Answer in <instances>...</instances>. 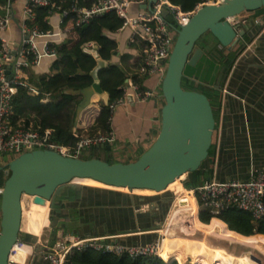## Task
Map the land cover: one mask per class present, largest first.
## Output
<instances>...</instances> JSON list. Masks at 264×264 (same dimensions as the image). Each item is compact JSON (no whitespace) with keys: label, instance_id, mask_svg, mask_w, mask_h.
Segmentation results:
<instances>
[{"label":"crops","instance_id":"crops-1","mask_svg":"<svg viewBox=\"0 0 264 264\" xmlns=\"http://www.w3.org/2000/svg\"><path fill=\"white\" fill-rule=\"evenodd\" d=\"M148 1L134 4L131 13L148 10ZM23 3L22 0H15V19L11 28L3 34L14 41V58L22 34L20 18ZM240 19V29H245L246 35L232 51L222 47L211 33H207L206 39L198 42V46L204 49L202 57L196 64L188 63L184 69L183 85L188 89L206 93L216 109L217 124L213 144L201 168L186 174L163 191L131 190L87 178L76 179L61 186L56 196L48 201L49 218L58 219L56 234L94 237L123 245L152 243L161 237V230L167 224L169 225L164 230L168 232L173 221L174 207L179 201L178 198L174 200V194L179 195L185 187L193 188L209 179L246 181L251 178L254 169L264 168V9L246 12L240 15ZM62 20L63 15L59 12H53L49 17L50 30L61 31L60 40L55 44L70 34V22L67 29L63 30ZM32 24H36L35 21ZM107 33L115 38L118 48L110 59H99L98 66L107 67L111 63H121L122 55L128 53L130 73L140 65L142 70L143 50L131 45L130 29L122 27ZM93 54L97 56L98 52ZM54 60L55 58H45L39 65L26 68L23 74L27 82L29 69L35 74L47 72ZM99 70L96 67L92 72L94 83L88 87L93 88V91L89 96L83 95L77 109L75 130L83 136H90L87 134L89 126L95 121L102 104H107L110 100L108 92L102 86ZM147 74L143 86L145 90H153L155 94L138 98L132 87L133 77L130 76L126 79L125 87L129 94H133L134 101L128 98L125 103L118 104L112 113V133L116 138L110 143V149L116 162H130L139 158L151 147L160 132L162 107L165 104L162 94L163 78L161 75ZM47 101L48 99H44V102ZM23 204L21 240L31 234L34 249L38 244L45 248H49V245L53 247L55 241H50V238L42 240L44 230L29 221V212L33 205L44 202L38 197L29 196L24 197ZM176 217L173 226H170L173 230L170 236L172 238L201 240L212 236L207 234H213L198 225L194 212L189 216ZM46 227L48 226L43 228ZM164 230L162 231L165 232ZM56 237L57 241L58 235ZM20 248L27 253L31 250L28 246ZM189 259L192 258L189 257L185 262L190 261ZM32 264L47 263L36 255Z\"/></svg>","mask_w":264,"mask_h":264},{"label":"water","instance_id":"water-1","mask_svg":"<svg viewBox=\"0 0 264 264\" xmlns=\"http://www.w3.org/2000/svg\"><path fill=\"white\" fill-rule=\"evenodd\" d=\"M154 2L149 0L146 7L152 9ZM262 8L264 0H222L204 4L188 24L178 29L162 80L165 104L161 129L151 147L136 160L110 163L100 158L84 159L63 154L56 149H33L11 159L4 167L9 176L0 192V264H9L13 250L24 244L20 234L25 195L51 201L61 186L80 178L131 190L163 191L186 174L198 171L209 156L217 119L206 93L184 88V69L188 63L196 64L202 57L204 49L198 46V41L207 33L232 51L246 35V30L233 25L229 18ZM162 15L176 27L174 15L167 8ZM89 87L67 92L85 95ZM128 98L134 101L133 94ZM98 146L111 148L110 144ZM178 213L180 211L175 213L170 226ZM57 220L53 219L55 225ZM208 240L210 247L223 246L235 259L249 257L254 264H264V251L259 248L233 240L225 244L212 237Z\"/></svg>","mask_w":264,"mask_h":264},{"label":"built area","instance_id":"built-area-1","mask_svg":"<svg viewBox=\"0 0 264 264\" xmlns=\"http://www.w3.org/2000/svg\"><path fill=\"white\" fill-rule=\"evenodd\" d=\"M6 15L0 14V152L15 158L33 149H56L63 154L78 156L85 147L94 145H106L115 140L113 133L99 134L95 137L83 136L75 130V136L79 141L75 151L57 144L52 140L53 129H32L20 125H14L9 119L12 111V100L17 91V85H26L24 71L31 65H39L43 59L57 57L55 43L60 40V30L43 31L38 25L32 24L36 20V8L38 6L56 7L54 0H25L21 8V39L17 43V52L14 55V41L3 34L11 28L15 19L13 4L15 0H6ZM222 0H206L199 3L194 10L184 11L180 5L170 0H155L152 9L141 10L132 14L134 4L145 3V0H96L91 7H79L77 1L69 9L63 11L76 13V26H80L96 15L115 11L123 20L122 27L130 29V41L144 42L142 70L149 74L165 75L168 59L173 50L178 29L188 24L192 15L204 4L219 3ZM1 7V6H0ZM167 8L174 15L176 27H172L162 15ZM62 14V15H63ZM233 25H240V15L229 18ZM260 22L259 19H256ZM19 44V45H18ZM96 50L94 43H87L85 50ZM14 59V60H13ZM10 70V72H8ZM135 95L142 99L151 97L153 90H141L140 84L132 85ZM124 96L109 103L112 111L118 104L128 100L129 91L124 89ZM194 197L198 211L200 207L208 209L217 215L225 209L238 208L251 213L254 222L264 218V168H256L252 171L249 180H205L196 187L187 188ZM2 188H0V192ZM24 197H29L25 195ZM24 202V198H23ZM59 235V234H58ZM164 235L161 230V236ZM164 238H158L145 245H123L110 241L99 240L94 237H82L75 234L59 235L51 249H43L37 255L47 264H68L67 256L75 248L112 253L118 256L128 255L132 258L140 256H159L163 248ZM31 248L28 253L15 248L9 258V264H32L36 257L34 245L27 243L20 247Z\"/></svg>","mask_w":264,"mask_h":264},{"label":"trees","instance_id":"trees-1","mask_svg":"<svg viewBox=\"0 0 264 264\" xmlns=\"http://www.w3.org/2000/svg\"><path fill=\"white\" fill-rule=\"evenodd\" d=\"M74 1L54 0L56 5L54 9L52 6H38L36 8L35 23L43 31L50 30L49 17L52 13L59 12L63 14V11L69 9ZM76 1L79 7H91L96 0ZM170 1L180 5L184 11H192L199 3L206 0ZM75 20V12H69L67 15L63 14L61 26L65 30L67 29V24L70 22V34L66 39L54 45L57 57L53 61L49 71L35 74L32 69H29L28 83L26 85H17V91L12 100V111L9 115V119L14 125L39 130L52 128V140L59 145L69 148L71 151H75L79 141V137L75 136L76 116L83 95L72 94L67 92V90L82 89L94 83L92 72L98 66L99 59H110L118 48L115 38L111 37L107 32L119 30L122 28L124 22L115 11L93 16L89 22L80 26L74 25ZM91 42L96 45L97 56L85 50L86 44ZM131 45L142 50H144L145 46L142 41L132 42ZM129 59L130 55L128 53L123 54L121 63H111L109 66L102 67L99 70L102 86L108 92L110 100L107 104H102L95 121L89 126L87 134L91 137L102 133H112L111 119L113 111L109 103L124 96L126 79L130 76L133 77V82L140 84L141 90H145L143 82L148 74L140 69L141 65L130 73ZM184 88L186 87L184 86ZM44 99H48V101L44 102ZM213 107L216 115L214 104ZM95 146L102 149L105 148L98 145ZM194 215L198 225L206 228V231L213 232V230L217 229L224 234L226 239L250 244L264 251V218L258 222H254L250 212L236 207L225 209L219 214L214 215L208 209L201 206L198 215L197 203L195 204ZM28 237L32 239L33 236L27 234L24 240L22 237V241L26 242L25 240ZM26 243H30V241ZM208 249L209 246L203 244L202 249L196 250L191 256L193 259L192 264H254L248 256V258L235 259L233 256H226L229 253L220 247L216 251L209 252ZM160 255L162 258L157 255L132 258L128 255L118 256L112 253L97 251L93 248H75L67 256V263L184 264L188 260V258L183 256L182 251H175L172 254L160 253Z\"/></svg>","mask_w":264,"mask_h":264},{"label":"bare ground","instance_id":"bare-ground-1","mask_svg":"<svg viewBox=\"0 0 264 264\" xmlns=\"http://www.w3.org/2000/svg\"><path fill=\"white\" fill-rule=\"evenodd\" d=\"M91 52L95 53V52H97V50L94 49ZM97 67H98V69H101L102 65H99ZM91 91H93V88L87 89L86 95H89L91 93ZM87 179H90V180H93V181L100 183L99 181L91 179V178H87ZM178 181L179 180L175 181L170 186L174 185ZM177 198L179 199V201L177 202L176 206L174 207L175 213L180 211V213H178L177 216H186V215L189 216L190 213L195 211L196 201L187 189L182 190L179 193ZM41 201L44 202V204L33 205V209L29 212V217H30L29 221L36 224L40 229L41 228L43 229V227L50 224L51 220L49 218V207L47 208L48 201L47 200H41ZM23 207H24V204H23ZM172 231L173 230L170 228L168 230V232H166V231L163 232L165 238L163 240V248L160 251V253L172 254L175 251H182L183 256L185 258H189L194 254V252L196 250L202 249L203 244H206L207 246H209V249H208L209 252L210 251H216V249L219 248V247H210L212 245H210L206 241V237L204 239H201V240H198L195 238H180V239L172 238V237H170L172 235L171 234ZM167 235H168V237H167ZM207 235L216 236V234H211V233L207 234ZM217 237H220L222 239H226L224 234L221 232L218 233ZM226 240H228V239H226ZM204 241H205V243H204ZM16 248L21 249L20 247H16ZM220 248L224 249L223 247H220ZM21 251L27 253V251H25V249H21ZM226 256L231 257L230 254H228Z\"/></svg>","mask_w":264,"mask_h":264},{"label":"rangeland","instance_id":"rangeland-1","mask_svg":"<svg viewBox=\"0 0 264 264\" xmlns=\"http://www.w3.org/2000/svg\"><path fill=\"white\" fill-rule=\"evenodd\" d=\"M24 1L25 0H22V2H24ZM0 6H1L0 7V14H2L3 16H5L6 15L7 1L6 0H0ZM17 15H18V13H17ZM205 37H206V35L202 36V38L198 42H201L204 39H206ZM77 118H78V113H77V116H76V120H77ZM79 157L84 158V159L100 158V159L106 160V161H108L110 163L116 162V160L113 158L111 149L108 150V149H106V147L103 148V149L102 148H98L94 144L85 147L84 150L79 154ZM11 159H12L11 156H9L8 154H4V153H1L0 152V188H2V186H4L5 181H6L7 177H8V174L6 173V169L4 167L9 163V161ZM185 189H187V188L185 187ZM177 194H174V200H177V197H178ZM0 212H1V203H0ZM198 215H199V211H198ZM50 218H52V217H50ZM168 218H169V216H168ZM50 220H51V222H50L49 225H47L48 227L43 228V230H44V238L42 240H45L46 238H48V239L50 238V241L51 240L56 241V238H57L56 235H58L59 233L56 234V231H57V228L56 227L57 226L53 223V218L50 219ZM166 222L168 223V221H166ZM166 222L164 224H167ZM167 225H169V224H167ZM167 225L164 228H162V230L166 229L167 228ZM177 233H178V235H180V232H177ZM218 233H219V231L217 229L216 230H213V234H216V236H213V235L212 236H207L206 237V240L209 242V240H208L209 237H212L214 239V241H216L218 243H221V244L222 243L225 244V242L227 240L222 239L220 237H217ZM58 237H59V235H58ZM161 238H165V236L162 235ZM196 238H200V237H196ZM23 240H24V238H23ZM25 241L26 242H29L30 241V244H32V245L34 244V243H32L34 241L31 239V237H28L27 240H25ZM45 243L49 245L48 242H45ZM54 245L56 246V242H54ZM248 245H250V244H248ZM251 246H253V245H251ZM51 247L52 246L49 245V248H45L41 244L40 245L38 244L35 247L36 248V255H39L41 250H43V249H50ZM256 248H258V247H256ZM259 249H261V248H259ZM224 250L227 251L225 248H224ZM159 257H161L160 254H159ZM184 264H192V259L190 261H188V262H185Z\"/></svg>","mask_w":264,"mask_h":264},{"label":"clouds","instance_id":"clouds-1","mask_svg":"<svg viewBox=\"0 0 264 264\" xmlns=\"http://www.w3.org/2000/svg\"><path fill=\"white\" fill-rule=\"evenodd\" d=\"M187 188V187H186ZM25 243V242H24ZM162 258V257H161Z\"/></svg>","mask_w":264,"mask_h":264}]
</instances>
